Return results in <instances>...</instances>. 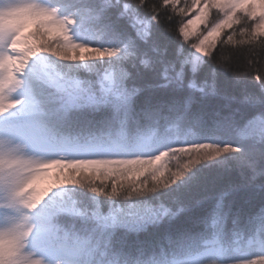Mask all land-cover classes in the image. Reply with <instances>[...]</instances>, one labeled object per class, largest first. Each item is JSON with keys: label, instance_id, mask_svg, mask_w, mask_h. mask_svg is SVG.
I'll return each mask as SVG.
<instances>
[{"label": "snow or ice", "instance_id": "1", "mask_svg": "<svg viewBox=\"0 0 264 264\" xmlns=\"http://www.w3.org/2000/svg\"><path fill=\"white\" fill-rule=\"evenodd\" d=\"M0 264H264V0H0Z\"/></svg>", "mask_w": 264, "mask_h": 264}]
</instances>
